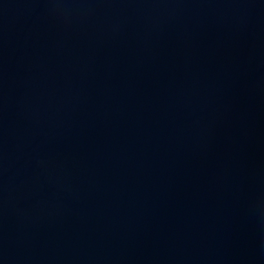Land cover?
<instances>
[{
	"label": "water",
	"instance_id": "95a60500",
	"mask_svg": "<svg viewBox=\"0 0 264 264\" xmlns=\"http://www.w3.org/2000/svg\"><path fill=\"white\" fill-rule=\"evenodd\" d=\"M0 264H264V0H0Z\"/></svg>",
	"mask_w": 264,
	"mask_h": 264
}]
</instances>
